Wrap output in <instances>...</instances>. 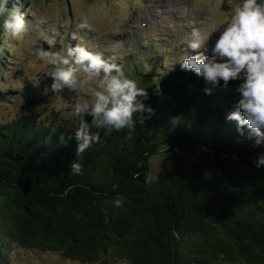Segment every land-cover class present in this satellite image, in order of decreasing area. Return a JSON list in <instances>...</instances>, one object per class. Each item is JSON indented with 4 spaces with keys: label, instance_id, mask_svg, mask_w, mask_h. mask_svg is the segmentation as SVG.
<instances>
[{
    "label": "trees",
    "instance_id": "1",
    "mask_svg": "<svg viewBox=\"0 0 264 264\" xmlns=\"http://www.w3.org/2000/svg\"><path fill=\"white\" fill-rule=\"evenodd\" d=\"M122 63L154 110L133 114L130 139L93 124L102 142L75 157L74 129L43 122L35 101L0 123V264L15 248L83 264H264V166L253 162L262 149L226 119L239 81L208 85L179 64L137 73ZM172 147L202 150L152 177L148 157ZM73 159L80 175L69 174Z\"/></svg>",
    "mask_w": 264,
    "mask_h": 264
},
{
    "label": "rangeland",
    "instance_id": "2",
    "mask_svg": "<svg viewBox=\"0 0 264 264\" xmlns=\"http://www.w3.org/2000/svg\"><path fill=\"white\" fill-rule=\"evenodd\" d=\"M240 0H26L25 13L31 21L29 34L21 41H12L1 30L0 56V123L21 115L23 106L36 102L40 119H57L72 128L70 109L73 97L67 90L56 95L47 90L48 64L38 56L41 50L64 51L76 42L92 44L97 50L115 55L122 61H134V69L142 73L174 68L187 52L185 41L192 27L210 35L208 46L219 34L216 30ZM8 0L7 7H13ZM87 18L90 28L78 27ZM2 19V17H0ZM75 38V39H74ZM4 42V43H1ZM138 51V55L136 51ZM135 51V52H134ZM3 60V59H2ZM165 62V65H162ZM173 62V66L169 63ZM124 69V68H123ZM154 74V73H152ZM81 77L85 74L79 73ZM91 83V81H89ZM159 150L148 157L151 176L172 164L188 165L190 152L177 148ZM11 264H83L64 259L53 252H34L15 248ZM109 264H127L118 261Z\"/></svg>",
    "mask_w": 264,
    "mask_h": 264
},
{
    "label": "clouds",
    "instance_id": "3",
    "mask_svg": "<svg viewBox=\"0 0 264 264\" xmlns=\"http://www.w3.org/2000/svg\"><path fill=\"white\" fill-rule=\"evenodd\" d=\"M25 4L26 0H14L9 9L8 0H0V30L12 41L23 40L31 30ZM224 21L210 47V35L192 27L185 41L187 52L175 64L203 78L208 85L227 87L229 81H239L235 86L239 94L235 108L226 119L235 121L240 135L246 134L254 146L262 149L253 160L261 167L264 166V0H240ZM78 27L91 26L85 17ZM38 56L49 66L47 77L51 83L47 90L55 96L67 90L73 97L69 121L74 131L69 138L77 142L75 157L102 142L100 132L92 130L93 124L107 132L127 129L130 139L136 124L133 114L154 111L145 104L146 90L126 75L115 55L106 54L103 49L76 42L66 52L41 50ZM79 73L85 74L84 77ZM212 91V87L204 89L206 94ZM87 117L92 118L91 123ZM69 168L70 175H80L83 165L79 159H73ZM112 187L116 191L119 185ZM68 190L65 189V195ZM124 200V195L119 194L114 206L122 207Z\"/></svg>",
    "mask_w": 264,
    "mask_h": 264
},
{
    "label": "water",
    "instance_id": "4",
    "mask_svg": "<svg viewBox=\"0 0 264 264\" xmlns=\"http://www.w3.org/2000/svg\"><path fill=\"white\" fill-rule=\"evenodd\" d=\"M202 150V148H199L195 153H191L190 154V157H191V162L189 163V164H191V163H195V158H196V156H197V154L200 152ZM188 164V165H189ZM188 165H186V166H188Z\"/></svg>",
    "mask_w": 264,
    "mask_h": 264
}]
</instances>
